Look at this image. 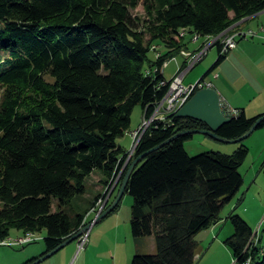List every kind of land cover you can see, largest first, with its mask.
<instances>
[{"label": "trees", "instance_id": "obj_1", "mask_svg": "<svg viewBox=\"0 0 264 264\" xmlns=\"http://www.w3.org/2000/svg\"><path fill=\"white\" fill-rule=\"evenodd\" d=\"M141 5L146 19L133 14ZM263 11L264 0H0V242L13 229L45 232L43 257L75 236L108 194L87 200L88 177L100 172L106 187L122 173L129 153L119 139L135 108L150 118L167 95L161 83L168 81L154 71L190 50L182 32L191 41L216 38ZM155 43L163 51L151 59ZM226 55L219 50L200 80ZM263 117L238 110L217 134L239 139ZM188 130L208 127L175 114L155 121L128 165ZM192 138L154 151L132 174L131 232L135 240L154 237L156 253L137 254L131 264H196L198 236L223 219L243 186L240 168L250 152L243 142L231 155L192 157L185 148ZM228 221L235 264H264L252 227L234 213Z\"/></svg>", "mask_w": 264, "mask_h": 264}, {"label": "rangeland", "instance_id": "obj_2", "mask_svg": "<svg viewBox=\"0 0 264 264\" xmlns=\"http://www.w3.org/2000/svg\"><path fill=\"white\" fill-rule=\"evenodd\" d=\"M133 14L134 16H138L143 19L147 18L143 5L139 6ZM187 34L188 33H185L184 35L186 36L184 41L189 44L190 49L196 48V44H201V46L193 52L186 50L183 51L180 54L181 57H183L185 52L197 53L205 44V39H199L198 41L192 42L191 36ZM192 39H194V35H192ZM161 51H163L162 45L160 43H155L149 57L154 59ZM181 57L176 59L174 58L165 66L166 68L164 67L166 69L165 76L168 81L173 79L176 69H178L177 64L182 62ZM218 57V48L214 47L203 59V61L189 73L184 81V85H195L198 80L204 76V73H206V71H208L214 63H216ZM212 76H214V74L209 76L210 80H212ZM1 96L2 90H0V100ZM140 112H142L141 107H136L132 115L131 131L139 129L142 124V114ZM242 144H244L250 151L247 160L240 168V173L243 176L244 183L238 194L225 206L222 216L227 218L230 214L234 213L242 217L254 230L257 245L262 246L264 244V128L256 131ZM125 146L130 148V144L127 140L125 141ZM240 146V143H224L204 134L193 135V138L185 143L186 151L192 157L211 152L231 155L235 153ZM131 149L132 147L128 152L129 154ZM127 162L129 163L131 160H126V163ZM115 176L116 174H114L113 179ZM113 179L106 187H104L101 183L103 188H101L98 192L96 188V177H88L86 184L88 193L86 195V199L94 201L98 194L106 195L111 185L113 186ZM118 195L119 191L116 196L111 193L105 202L103 209L107 210L114 203ZM99 201L100 199L86 215V218L94 215V223H89L93 225L90 230L87 264H113L114 262L115 264H125L126 256H129V264H131L133 257L136 255L135 251H140L145 255L156 253L155 249H152L148 243L146 244L145 242L143 243V241H136L132 235L131 218L133 198L129 193L124 194L118 206L112 213L99 223L95 224V220L99 217L98 212L103 205H100ZM105 210L102 211L104 212ZM85 220L81 230L89 225H86ZM228 222L229 227L233 228L231 222ZM25 235L26 234L24 233L21 235V231L13 229L11 231V236L7 239V241H17L20 238H24ZM45 237V232L34 234V240H32L33 243L25 246H7L1 244L0 242V264H28L34 259L33 257L41 259L47 249L44 242ZM227 239L228 237L226 236L220 244L213 246L207 255L200 254L202 255V259L201 257L197 258L196 264H235L232 253L225 243ZM79 241L80 239L69 244L63 250L41 264H83L85 256L80 257L83 251L81 252L79 249Z\"/></svg>", "mask_w": 264, "mask_h": 264}, {"label": "crops", "instance_id": "obj_3", "mask_svg": "<svg viewBox=\"0 0 264 264\" xmlns=\"http://www.w3.org/2000/svg\"><path fill=\"white\" fill-rule=\"evenodd\" d=\"M261 28H264V11L250 18L245 19L240 23H237L231 28V30L233 33H238V32L240 33L242 31H245V29L260 30ZM196 46L197 47L194 49L189 48L190 49L189 51L191 52L196 51V49H198L201 46V44L200 45L196 44ZM180 57L181 56L177 58ZM181 59L182 62L179 64L182 65L185 62V59L183 57H181ZM179 64H177V66ZM212 66L208 69V71L212 68ZM165 68L163 66L162 74L165 77V79L168 81V79L165 76V70H166ZM208 71H206V73ZM206 73H204V75ZM213 74L214 76H212V80L207 78V81L212 83L213 88L219 92V94L222 97V101L226 105H228L234 110L244 111L246 116L249 118H255L264 115V40L263 39L238 40V47L226 55L225 59L217 67V69ZM141 111L142 112L140 113L142 114V120H141L142 122L144 119V111L142 109ZM137 130L131 131L130 129L125 134V136L122 137L123 140L122 138L119 139V143L125 148L127 152H129L130 148L133 145L132 134ZM126 140L129 142L130 148H127L125 146ZM127 167H129V165ZM127 167L123 169L122 174L126 171ZM96 173H100V172H94L91 176L96 177V181H97L96 188L97 191L99 192L101 188H103L101 185V180L103 176L101 173L100 174H96ZM121 184L122 182L121 183L119 182V185L113 191L112 195L114 196L117 195V192L120 190ZM228 217L227 218L223 217V219L219 223L215 224L208 230L203 231L198 236L199 249H198L197 258L201 257L202 259V255L200 254L207 255L210 249L213 248V246H215L216 244H220L226 236L229 238L233 235L234 230L233 228L229 227ZM22 234L23 233L21 232V235ZM136 241H143V243L145 242L146 244L148 243V245L152 249H155L156 251V243L154 237H148ZM88 252L89 249L87 246L86 249L83 250L80 256V257L85 256L84 257L85 260L83 264L88 263V258H87ZM135 254L137 255L144 253H141L140 251H135ZM150 254H155V253H150ZM33 258L35 259L37 257H33ZM129 263H130L129 256H126L125 264H129ZM113 264H115V262Z\"/></svg>", "mask_w": 264, "mask_h": 264}, {"label": "built area", "instance_id": "obj_4", "mask_svg": "<svg viewBox=\"0 0 264 264\" xmlns=\"http://www.w3.org/2000/svg\"><path fill=\"white\" fill-rule=\"evenodd\" d=\"M245 39V40H253V39H263L264 40V28L260 30H251L245 29V35H239L237 37H232L231 40H224L218 39L216 41L209 42L208 45L205 46L203 50H200L197 53H184L183 58L185 59V65H178L177 72L171 81H164L161 83V86H169V90L165 98L157 105L155 112L152 117L144 118L140 128L134 132L133 136V146L131 152L127 158V161H130L133 157L137 144L141 138V136L149 129V127L155 121H165L166 117L171 114H175L182 106H184L188 100L192 97L194 92L204 89V88H213L212 83L208 81H201L199 80L195 85L192 86H185L184 81L185 78L189 75L191 71H193L202 61L203 59L209 54V52L214 48L217 47L220 50L222 55H226L229 52L235 50L238 47V40ZM196 41V39H192V42ZM160 57V54H157ZM168 63V62H167ZM164 64V67L167 65ZM163 73V71H154ZM150 71L148 74L150 75ZM222 108L223 112L227 117L236 116L238 114V110H234L228 105H226L222 101ZM121 174L118 177V182H120ZM114 189V188H113ZM112 189V191H113ZM111 191V193H112ZM108 199V198H107ZM102 202V207L99 210V216L103 212L102 210L104 207L105 202ZM90 238V230L84 233L79 239V249L82 252L86 249L89 243ZM33 243L32 241L25 240V241H12L8 242L7 246H16L21 245L25 246L28 244Z\"/></svg>", "mask_w": 264, "mask_h": 264}, {"label": "water", "instance_id": "obj_5", "mask_svg": "<svg viewBox=\"0 0 264 264\" xmlns=\"http://www.w3.org/2000/svg\"><path fill=\"white\" fill-rule=\"evenodd\" d=\"M175 116L177 118L181 119H193L198 122H202L207 125L208 130H188L181 133H178L170 140L166 141L164 144L154 148L150 152L138 157L135 159L131 165L128 168L127 174L121 184L119 195L115 199L114 203L105 210L96 220L95 224L102 221L104 218H106L110 213H112L116 207L118 206L120 200L126 193L128 184L130 182V179L132 177V174L134 173L137 166L140 164V162L145 159L148 155L153 153L154 151L159 150L160 148L164 147L165 145L173 142L174 140L178 139L179 137L186 136V135H196V134H204L208 135L210 137H213L221 142L224 143H233V144H239L250 138L256 131L259 130V126L262 122H264V117L261 118L255 126L243 137L236 139V140H229L223 137H220L217 132L222 129L225 125L232 122V119L230 117H227L222 108V97L219 94V92L214 88H204L201 90H198L189 100L188 102L182 106L176 113ZM128 162L124 166H128ZM119 185V182H118ZM114 191V190H113ZM112 191V193H113ZM94 223V222H93ZM93 224H89L84 229L79 231L75 236H73L71 239L64 242L62 245H60L55 250L49 252L45 256H43L41 259H38L32 264H41L42 262L46 261L47 259L51 258L61 250H63L66 246L73 243L74 241L78 240L84 233L91 230Z\"/></svg>", "mask_w": 264, "mask_h": 264}, {"label": "bare ground", "instance_id": "obj_6", "mask_svg": "<svg viewBox=\"0 0 264 264\" xmlns=\"http://www.w3.org/2000/svg\"><path fill=\"white\" fill-rule=\"evenodd\" d=\"M182 37L185 35V32H182ZM239 35H245V31H242V32H238V33H233L232 32V30H231V28H229L228 30H226L224 33H222L220 36H218V37H216V38H210V39H208V40H205L206 42H205V44L203 45V47L201 48V50H203L204 48H205V46L206 45H208L209 44V42H212V41H216V40H218V39H224V40H231V38L232 37H237V36H239ZM194 39H196V41H198L200 38L198 37V35H194ZM153 49H155V48H153ZM199 52V51H198ZM155 71H157L156 69H155ZM162 83H164V82H162ZM132 136H134V133L132 134ZM117 176V175H116ZM119 177V176H118ZM118 177L117 178H115V183H117V181H118ZM113 182V181H112ZM110 187V186H109ZM112 187V186H111ZM114 188V187H113ZM112 189V188H111ZM111 191L112 190H108V194H107V196H106V198H102V199H100V205L102 204V202L104 201V200H106L109 196H110V194H111ZM107 192V191H106ZM97 203V202H96ZM98 206V205H97ZM96 206V207H97ZM99 208V207H98ZM96 210V209H95ZM91 214V213H90ZM93 214V213H92ZM85 222H86V220H85ZM85 227V226H84ZM25 240H29V241H32V240H34V234H31V233H29V234H26L25 235V237L24 238H20L19 240H17V241H25ZM9 241H7V240H5V241H3V242H1V244H7ZM10 242H12V241H10ZM33 242V241H32ZM250 260L246 263V264H250Z\"/></svg>", "mask_w": 264, "mask_h": 264}, {"label": "flooded vegetation", "instance_id": "obj_7", "mask_svg": "<svg viewBox=\"0 0 264 264\" xmlns=\"http://www.w3.org/2000/svg\"><path fill=\"white\" fill-rule=\"evenodd\" d=\"M112 186V185H111ZM117 186H118V183H115V181L113 182V186L112 187H110L109 188V190H112L113 189V187H114V189L113 190H115L116 188H117ZM112 188V189H111Z\"/></svg>", "mask_w": 264, "mask_h": 264}]
</instances>
